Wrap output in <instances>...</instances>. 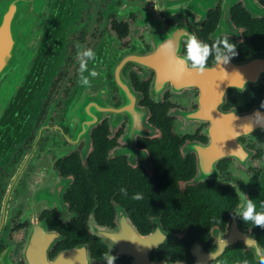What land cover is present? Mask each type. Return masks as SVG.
<instances>
[{"label":"flooded vegetation","instance_id":"af4514ba","mask_svg":"<svg viewBox=\"0 0 264 264\" xmlns=\"http://www.w3.org/2000/svg\"><path fill=\"white\" fill-rule=\"evenodd\" d=\"M56 13L55 35L68 28L67 36L63 43L57 38L55 46L50 45L33 86L19 102L15 132L5 134L0 142V264H41L35 257L45 247L47 250V235L54 237L49 248L51 259L65 251L85 248L89 264H109L103 258L105 252L115 257L112 264H136L124 248L131 243V227L141 236L160 235L164 241L150 253L152 262L195 264L192 249L196 244L185 258L173 251H161L164 245L178 242L180 236L165 228L166 215L161 216V208L152 206L172 202L189 188L213 181L237 187L224 186L239 193L237 211L243 198L250 199L247 187L252 177L264 171V151L257 142L240 138L249 165L239 158L219 159L213 164V176L219 179L206 177L202 181L203 162L217 155L205 150L214 143L209 133L210 113L221 90L212 86L213 79H203L204 73L193 69L191 62L181 61L192 34L210 48L207 70L227 65L228 60L242 63L261 57L241 62L236 58L249 37L259 35L264 0H57ZM246 17L252 19L248 25L243 24ZM222 38L236 45V55L218 43ZM213 43L222 55L219 63ZM89 49L95 58L83 55ZM93 71L98 75L93 77ZM125 88L136 100L126 101ZM231 91L243 93L229 89L223 102L217 103L221 114L253 111L241 113L238 104L229 107ZM101 92L110 99L108 107L112 110L85 140L73 119L67 117L69 105L76 99L77 108L100 106L104 101ZM134 105L141 111L145 131L139 130V121L134 123L126 114V109ZM154 106H161L155 118ZM163 114L172 120L176 137L168 146L176 148H160L157 157L158 150L153 147L161 143L164 134L153 121L162 120ZM94 131L101 137L98 143ZM97 145L104 149L107 164H102ZM186 170L194 171L195 176L181 179ZM101 171L111 172L104 175L109 185L101 184ZM122 188L127 189V196ZM137 193L143 195L142 200L132 199ZM100 204L109 209L108 214L100 211ZM231 221L226 231L214 232L215 248L199 244L204 252L216 251L218 237L227 235ZM92 222L107 228L112 239L94 235ZM235 247L240 246L228 247L222 256Z\"/></svg>","mask_w":264,"mask_h":264},{"label":"water","instance_id":"95a60500","mask_svg":"<svg viewBox=\"0 0 264 264\" xmlns=\"http://www.w3.org/2000/svg\"><path fill=\"white\" fill-rule=\"evenodd\" d=\"M56 4L57 0H0V142L6 138L5 134L15 132L19 117V102L33 86L35 76L45 63L50 45L55 46L57 38L60 43H63L67 36L68 28H63L62 33H59L57 37L55 35L56 18L58 17ZM250 10L259 15L258 9L251 7ZM259 16H262V13ZM202 77L208 80L213 79L212 86L221 90L217 94L219 104L223 102L229 89L244 92L248 85L262 84L264 58L258 57L242 63L228 60L227 65L219 64L213 69L206 70ZM124 92L127 102L136 100V96L128 88H125ZM100 94L101 100L104 97L105 101L102 100L103 103L100 106L77 108L76 99L75 103L69 105L67 117L69 120L73 119V124L79 127L78 133L85 140H88L90 130L112 110L108 107L110 99H107L104 92ZM204 101L207 107V98ZM217 103H212L213 112L210 113L212 126L209 133L214 143L205 150L206 153L215 151L217 155L211 161L203 162L205 166L201 170L202 181L206 180V177L218 178L213 176L216 173L213 164H217L219 159L234 157L239 158L245 165H249L247 163L248 153L239 139L254 138L264 134V111L260 108L244 115L221 114ZM126 111L127 116L133 118L134 123L136 121L141 123V111L135 105L128 107ZM204 114L202 110L201 115ZM137 126L139 130L145 131L142 123L140 125L137 122ZM198 152L200 154L199 150ZM209 168L211 173L208 172ZM223 185L237 188L233 183H223ZM245 208L246 205L243 202L232 217L227 235L220 234L218 237L216 251L208 254L199 244L193 247L192 254L196 260L195 264H209L216 261L228 247L234 246L251 251L256 259L264 257V248L251 234L240 229L239 224L242 217L240 213ZM92 223L91 229L94 235L106 240L112 239L113 235L107 228L100 227L95 222ZM158 232L161 234L160 231ZM128 233L131 243L124 248L128 251L126 255L135 258L136 264H169L168 262L154 263L150 258V253L164 242L160 235L141 236L135 227L134 229L131 227ZM53 241L54 237L47 235V250L45 247L42 252H39L42 254L35 257L41 261V264H89L85 248L65 251L51 259L49 248Z\"/></svg>","mask_w":264,"mask_h":264},{"label":"trees","instance_id":"16d2710c","mask_svg":"<svg viewBox=\"0 0 264 264\" xmlns=\"http://www.w3.org/2000/svg\"><path fill=\"white\" fill-rule=\"evenodd\" d=\"M251 20V17H246L243 19V24L248 25L251 23ZM259 25H261L258 27L259 35L255 36L254 39L252 36L249 37L247 44L239 49L240 55L236 56L239 62L255 56L264 57V21L260 20ZM249 26L251 27V25ZM228 96V106L238 104L241 113L250 112L255 108H261L264 111V83L261 85H250L243 93L231 91ZM158 109L161 110V106H154L152 111L153 118L157 116ZM162 116V120L156 119L153 121L161 127L164 134V139L161 143L153 147V150H158L157 154L154 152L157 157L160 156L158 155L160 148H176V145L168 146L176 138L172 131V120L165 114ZM94 138L98 143V139L101 138L98 132L95 133ZM96 149L98 156H101L104 161L102 164H107L104 149H101V146L98 148V145ZM169 156L173 157L171 154ZM179 163L180 170L182 171L183 164ZM99 173L101 184L109 185V179L104 175L111 172L101 171ZM195 174L192 170H186L184 175L180 177L181 179H191ZM247 188L250 200L256 205V211L264 212V207H261L264 204V171L255 173ZM175 189L178 190L177 187ZM238 203L239 199L234 189L211 181L199 183L189 188L184 194H180L178 199H174L172 202L155 204L152 208L160 207L161 209L158 210L160 215H166V218L163 220L165 228L172 235L180 236L178 242L164 245L161 247V251H173L185 258V255H189L190 249L194 244H200L211 249L215 248L214 232L216 230L226 231ZM99 207L100 211L108 214L109 209H106V206L100 204ZM126 208L129 209V205ZM133 214H135L138 221L141 220L137 212ZM240 227L244 231L250 232L259 245L264 248V228L255 226L251 221L245 222L242 217ZM85 237L84 241H87L88 238ZM215 264H260V261L256 260L251 251L245 252L242 248L235 247L228 249L226 254L219 258Z\"/></svg>","mask_w":264,"mask_h":264},{"label":"clouds","instance_id":"9594fccd","mask_svg":"<svg viewBox=\"0 0 264 264\" xmlns=\"http://www.w3.org/2000/svg\"><path fill=\"white\" fill-rule=\"evenodd\" d=\"M218 43L223 44L224 49H226L228 52L233 53V55H236V53L234 52L236 45L233 43H229L227 38L220 39ZM212 47L216 48L217 51L215 61L217 63L221 62L222 55L220 53V49L217 47L216 43H213ZM209 54H210V48L207 44L202 43V41L199 40L196 35L194 34L189 35L186 42V56L181 61V64L186 62H191V67L193 69H196L199 73L203 74L207 70V60ZM83 55L88 56L90 58H95V54L91 49L84 52ZM223 62L227 63V59H223ZM81 67L82 68L84 67L83 62L81 64ZM97 75L98 73L96 71L92 72L93 77ZM84 83L90 85L87 80H85ZM120 191L124 193L125 196H127V189L122 188ZM237 195H239V193H237ZM132 199L136 201L142 200L143 195L137 193L132 196ZM243 201L244 204L246 205L245 210L240 213L243 220L245 222L251 221L255 226L264 228V212H257L256 205L253 203L252 200L243 198ZM261 207H264V204H262ZM103 258L107 259L109 261V264H112L113 260L115 259V257L111 256L108 252L103 253ZM260 264H264V257L260 258Z\"/></svg>","mask_w":264,"mask_h":264},{"label":"rangeland","instance_id":"374dc122","mask_svg":"<svg viewBox=\"0 0 264 264\" xmlns=\"http://www.w3.org/2000/svg\"><path fill=\"white\" fill-rule=\"evenodd\" d=\"M249 139L250 141L249 142H257L256 146L257 147H261L260 150L264 151V134H261V135H257L256 137L254 138H247ZM256 147V148H257ZM259 149V148H258ZM263 165L261 166V168L264 170V163H262ZM243 176V175H242ZM241 176V177H242ZM247 178V176L245 175L244 176V180Z\"/></svg>","mask_w":264,"mask_h":264}]
</instances>
